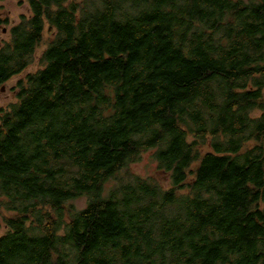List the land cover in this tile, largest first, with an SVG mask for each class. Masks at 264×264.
<instances>
[{"label":"trees","instance_id":"trees-1","mask_svg":"<svg viewBox=\"0 0 264 264\" xmlns=\"http://www.w3.org/2000/svg\"><path fill=\"white\" fill-rule=\"evenodd\" d=\"M27 2L0 264H264V0ZM148 151L159 177H118Z\"/></svg>","mask_w":264,"mask_h":264},{"label":"rangeland","instance_id":"rangeland-1","mask_svg":"<svg viewBox=\"0 0 264 264\" xmlns=\"http://www.w3.org/2000/svg\"><path fill=\"white\" fill-rule=\"evenodd\" d=\"M30 10L28 6L27 0H22L21 2L17 0H5L0 1V43L3 41H9L10 35L9 31L12 26L18 24L20 22L21 16H29ZM8 21L6 24L5 21ZM48 35H45V42L41 46L40 49L36 52V60L32 66H30L25 72L21 75L11 79L9 82L0 85V109L6 108L9 104L14 103L15 92H13V88L16 85L17 81L23 79L28 73L34 72L39 67V56L41 52L45 48V44L48 40ZM153 152L148 151L140 156V158L133 162L128 166L126 170L120 172L118 177L127 178L126 173H130L131 175L140 176L142 178L148 177H159V173L156 169V162L153 159ZM162 180V179H161ZM115 182H109L106 185L105 192L111 189L114 186ZM75 206L79 209L83 208L86 204V199L81 198L77 200ZM3 226L0 220V227ZM2 233V229L0 228V234Z\"/></svg>","mask_w":264,"mask_h":264}]
</instances>
